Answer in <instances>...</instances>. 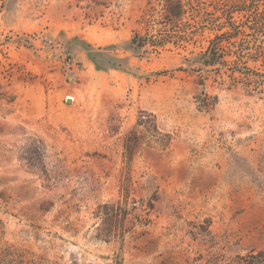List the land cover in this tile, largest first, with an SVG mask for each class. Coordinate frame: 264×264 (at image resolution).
I'll use <instances>...</instances> for the list:
<instances>
[{
    "label": "rangeland",
    "instance_id": "rangeland-1",
    "mask_svg": "<svg viewBox=\"0 0 264 264\" xmlns=\"http://www.w3.org/2000/svg\"><path fill=\"white\" fill-rule=\"evenodd\" d=\"M262 4L0 0V264H237L263 250ZM227 9L243 33L205 66ZM135 33L169 42L136 49Z\"/></svg>",
    "mask_w": 264,
    "mask_h": 264
},
{
    "label": "trees",
    "instance_id": "trees-1",
    "mask_svg": "<svg viewBox=\"0 0 264 264\" xmlns=\"http://www.w3.org/2000/svg\"><path fill=\"white\" fill-rule=\"evenodd\" d=\"M182 4L180 1L177 2V4L174 7L175 13L172 17H177L179 14H181L182 10ZM171 12L172 8H171ZM226 21L223 22L221 25H219L218 30L222 31L219 35L215 36L214 39L211 41L210 46L208 47L204 59H203V64L205 66H215L219 64V60H221L220 55L216 53V49L221 44L223 41L227 42L228 44L235 39L239 34H242V29L241 27H238L235 25V22L232 19V15L237 12L235 10L227 9L226 11ZM197 14V20L201 21V19H205V11L204 10H198L196 12ZM257 26L261 27L264 26V4H262L260 11L258 12L257 16ZM225 36V37H224ZM226 38V39H224ZM168 39L166 37H140L139 34L135 33L133 37L130 40L131 45L136 48V49H143L145 47H150L154 52H157L158 49L163 48ZM257 52V51H255ZM260 52V50H259ZM147 113L145 112H140L137 117L136 121V127H143L145 128L146 126V121L144 120V116H146ZM155 122L153 121V129L154 131L162 137L160 140V145L159 149L161 152H164L165 150L168 149L170 142L172 140L170 134H161L157 131V126L154 124ZM138 137H137V132L136 130H133L131 132L130 137L126 140L125 143V149L127 153H131L133 150V146H137L138 144ZM237 259V264H264V249L259 250V251H250L247 252L244 256L236 255L235 257ZM6 264H13L12 260L9 259V261H6ZM227 264H232V263H227Z\"/></svg>",
    "mask_w": 264,
    "mask_h": 264
}]
</instances>
